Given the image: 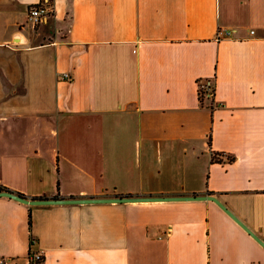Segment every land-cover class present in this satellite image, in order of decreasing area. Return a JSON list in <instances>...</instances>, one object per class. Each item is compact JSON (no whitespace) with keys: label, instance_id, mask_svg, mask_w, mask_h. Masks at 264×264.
I'll return each mask as SVG.
<instances>
[{"label":"crops","instance_id":"obj_1","mask_svg":"<svg viewBox=\"0 0 264 264\" xmlns=\"http://www.w3.org/2000/svg\"><path fill=\"white\" fill-rule=\"evenodd\" d=\"M39 1L0 0V184L31 197L209 193L264 241V0H53L32 26ZM0 257L264 264V246L211 199L0 196Z\"/></svg>","mask_w":264,"mask_h":264},{"label":"water","instance_id":"obj_2","mask_svg":"<svg viewBox=\"0 0 264 264\" xmlns=\"http://www.w3.org/2000/svg\"><path fill=\"white\" fill-rule=\"evenodd\" d=\"M0 196H7L14 198L21 202L38 205V204H54V203H97V202H126V201H144V200H179V199H211L218 203L223 209L227 211L237 222H239L253 237L264 246V241L256 235L249 227H247L232 211H230L220 200L213 194H191V195H147V196H103V197H31L18 193L13 190H0Z\"/></svg>","mask_w":264,"mask_h":264},{"label":"built area","instance_id":"obj_3","mask_svg":"<svg viewBox=\"0 0 264 264\" xmlns=\"http://www.w3.org/2000/svg\"><path fill=\"white\" fill-rule=\"evenodd\" d=\"M53 0H41L29 7L28 11V22L32 26H37L48 18L53 13ZM221 34H229L228 30H222ZM199 89L203 94L212 96L214 93V83L211 80L199 83ZM44 255L42 252L34 251L31 253V260L33 263L39 262L43 259ZM0 264H6V260L0 257Z\"/></svg>","mask_w":264,"mask_h":264},{"label":"trees","instance_id":"obj_4","mask_svg":"<svg viewBox=\"0 0 264 264\" xmlns=\"http://www.w3.org/2000/svg\"><path fill=\"white\" fill-rule=\"evenodd\" d=\"M202 96H203V94H202V92L200 91V97L202 98ZM4 189L12 190V189H9L8 187H6V186L0 184V190H4ZM18 193H21V192H18ZM21 194H23V193H21ZM29 223L31 224V219L29 220ZM32 241H34L33 238L31 239V242H32Z\"/></svg>","mask_w":264,"mask_h":264}]
</instances>
